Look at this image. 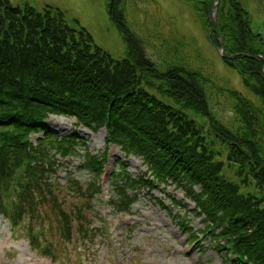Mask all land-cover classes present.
I'll list each match as a JSON object with an SVG mask.
<instances>
[{"label": "trees", "instance_id": "trees-1", "mask_svg": "<svg viewBox=\"0 0 264 264\" xmlns=\"http://www.w3.org/2000/svg\"><path fill=\"white\" fill-rule=\"evenodd\" d=\"M188 1L211 30L216 0ZM120 2L112 0L110 14L129 54L117 60L62 10L22 9L0 0V214L13 230L28 223L26 234L36 248L44 244L39 237L44 232L34 230L45 226L37 223L41 219L66 242L79 235L94 242L96 231L102 233L103 222L94 227L92 219L93 202L101 195L97 178L87 186L70 173L58 178L67 160L81 158L80 166L96 173L106 160L90 155L77 132L62 136L48 125L51 115L75 118L77 126L94 132L106 127L109 143L147 167L134 175L125 163L119 165L110 188L115 215L131 212L142 190L166 208L152 191L172 183L194 202L196 215L204 217L201 232L223 251L226 263L232 253L233 264H264L262 36L252 32L249 13L238 0H221L211 41L219 46L221 38L233 58L222 61L262 102L255 106L230 90L235 117L227 127L210 108V80L200 71L155 67L129 34ZM38 133L42 136L32 142L30 136ZM166 197L170 205H181ZM66 198L78 203L67 208ZM179 224L191 233V242L197 241L187 223ZM45 242L44 255L63 254L60 246Z\"/></svg>", "mask_w": 264, "mask_h": 264}, {"label": "rangeland", "instance_id": "rangeland-1", "mask_svg": "<svg viewBox=\"0 0 264 264\" xmlns=\"http://www.w3.org/2000/svg\"><path fill=\"white\" fill-rule=\"evenodd\" d=\"M10 1L22 9L26 5L38 11L48 6L58 8L69 22H78L85 27L96 45L110 53L114 59L122 60L129 54L128 43L111 18L112 0ZM238 1L249 13L252 32L260 34L264 42V0ZM118 8L123 14L129 34L138 41L140 52L155 67L161 70L180 67L200 71L210 80L213 85L207 88L209 105L214 116L225 126L231 127L235 117L234 101L228 94L230 90H236L255 106H262V102L244 87L241 76L221 60L218 49L209 41L212 31L206 30L205 20L194 10L191 1L121 0ZM48 124L62 136L72 134L77 128L74 119L61 116H51ZM77 132L82 139L87 140V149L92 155L101 156L109 149L110 161L104 167V171L109 173L108 179L114 169V159L117 162L125 161L128 170L134 175L146 172L142 159L129 157L124 160L119 148L107 146L105 129L92 132L79 127ZM81 160L77 158L64 165L58 171V178L63 179L70 173L74 179L87 186L96 178V174L81 167ZM107 180L101 184L102 195L93 202L95 209L92 212L94 227L100 226L101 219L107 224L103 234L106 242L101 241L102 234L99 231L95 233L94 242L80 235L72 242L62 241L55 235V230L50 232L49 220L41 219L37 223L44 222L45 226L34 230L44 232L43 236L39 235L44 244L36 248L30 246L27 238L23 237L28 223L21 224L20 231L12 234L11 225L0 216V264H227L223 251L201 232L205 228L204 217L196 215L194 202L182 188L170 184L165 187V192L161 189L153 191L157 199L165 200L166 208L150 200L146 191L142 190L131 212L115 217L108 202L110 179ZM62 184L65 185L64 182ZM195 190L199 191V187H195ZM167 195L181 205H170L168 199H165ZM76 203L78 201L66 198L65 206L70 208ZM79 206L84 210L89 208L85 202L79 201ZM47 213L51 214L49 211ZM180 222L187 223L198 234L200 242L194 247L189 248L192 235ZM46 240L56 247L60 246L65 251L63 255L57 259L44 256L42 248Z\"/></svg>", "mask_w": 264, "mask_h": 264}, {"label": "water", "instance_id": "water-1", "mask_svg": "<svg viewBox=\"0 0 264 264\" xmlns=\"http://www.w3.org/2000/svg\"><path fill=\"white\" fill-rule=\"evenodd\" d=\"M219 5H220V0H216L214 9H213L212 14L210 16L211 25H212V29L214 30V32H216V29H215V20H216V17H217V12H218ZM220 53H221V55L224 58H227V59L230 58V57L227 56L226 50H225V47H224V44L222 43L221 40H220Z\"/></svg>", "mask_w": 264, "mask_h": 264}]
</instances>
